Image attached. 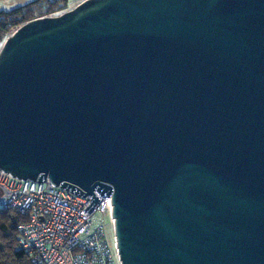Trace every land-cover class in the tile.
Instances as JSON below:
<instances>
[{"label":"water","instance_id":"95a60500","mask_svg":"<svg viewBox=\"0 0 264 264\" xmlns=\"http://www.w3.org/2000/svg\"><path fill=\"white\" fill-rule=\"evenodd\" d=\"M0 170L84 208L121 264H264V0H82L0 45Z\"/></svg>","mask_w":264,"mask_h":264},{"label":"built area","instance_id":"2783aa9c","mask_svg":"<svg viewBox=\"0 0 264 264\" xmlns=\"http://www.w3.org/2000/svg\"><path fill=\"white\" fill-rule=\"evenodd\" d=\"M93 193L99 200L88 212L84 208L92 194L0 170V208H14L25 217L16 225L15 249L31 264H121L110 194Z\"/></svg>","mask_w":264,"mask_h":264},{"label":"trees","instance_id":"16d2710c","mask_svg":"<svg viewBox=\"0 0 264 264\" xmlns=\"http://www.w3.org/2000/svg\"><path fill=\"white\" fill-rule=\"evenodd\" d=\"M68 0H31L10 10H0V42L24 22L65 11ZM25 217L14 208H0V264H31L24 252L15 249L16 225Z\"/></svg>","mask_w":264,"mask_h":264},{"label":"crops","instance_id":"0c3cea01","mask_svg":"<svg viewBox=\"0 0 264 264\" xmlns=\"http://www.w3.org/2000/svg\"><path fill=\"white\" fill-rule=\"evenodd\" d=\"M29 1H31V0H0V10L7 11V10L15 8L19 5L25 4ZM68 1H70V0H68ZM81 1L82 0H75L73 6L78 4Z\"/></svg>","mask_w":264,"mask_h":264},{"label":"rangeland","instance_id":"374dc122","mask_svg":"<svg viewBox=\"0 0 264 264\" xmlns=\"http://www.w3.org/2000/svg\"><path fill=\"white\" fill-rule=\"evenodd\" d=\"M74 2H75V0H70V1H68V2H67V6H66L65 9L68 10V9H71L72 7H74V6H75V5L73 6ZM66 10H65V11H66ZM0 45H1V42H0Z\"/></svg>","mask_w":264,"mask_h":264}]
</instances>
